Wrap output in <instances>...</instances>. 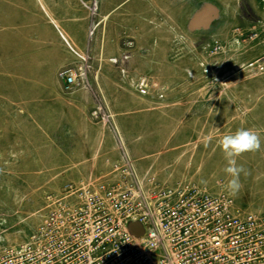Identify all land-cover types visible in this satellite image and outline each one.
Instances as JSON below:
<instances>
[{"label": "rangeland", "instance_id": "rangeland-1", "mask_svg": "<svg viewBox=\"0 0 264 264\" xmlns=\"http://www.w3.org/2000/svg\"><path fill=\"white\" fill-rule=\"evenodd\" d=\"M144 1L0 0V244L27 239L49 195L101 193L130 179L127 166L144 192L195 183L240 214L264 212V0H215L208 27L190 31L154 0L142 54L130 9ZM240 128L262 147L238 158L247 175L233 194L219 141ZM95 140L92 152L117 158L74 168Z\"/></svg>", "mask_w": 264, "mask_h": 264}, {"label": "built area", "instance_id": "built-area-1", "mask_svg": "<svg viewBox=\"0 0 264 264\" xmlns=\"http://www.w3.org/2000/svg\"><path fill=\"white\" fill-rule=\"evenodd\" d=\"M75 84L69 73L66 88ZM121 172L130 179L101 193L49 195L48 213L27 239L0 244V264H264V212L240 214L228 195L195 183L144 192L130 166Z\"/></svg>", "mask_w": 264, "mask_h": 264}, {"label": "crops", "instance_id": "crops-1", "mask_svg": "<svg viewBox=\"0 0 264 264\" xmlns=\"http://www.w3.org/2000/svg\"><path fill=\"white\" fill-rule=\"evenodd\" d=\"M173 1L166 0L167 6H168V7H166L167 13L169 11V13L175 14L174 19L178 20V21H179L178 15L182 14L181 22L183 23V28L187 31L188 30L190 31V29H193V28H196V29H199L200 27L203 28L202 25H204L203 23L205 22L204 21L205 18H203L204 22H202V19H197L195 21H193V19H192L193 16L197 12H199L200 7H202L204 4L213 5L216 7L215 0H179V1L173 0ZM155 3L156 2L154 0H145L143 7H140V6H134L133 7L132 6L130 9L132 11V13L134 14V18L136 21V24L134 27L135 31L133 33L135 36L134 51H138L142 54L145 53V51L147 49V46L145 44L147 42L146 36H148L150 38L149 32L152 29V27L146 22V19L149 17L148 15L156 12V8L153 9V5H155ZM176 5L178 7H176ZM140 8H143V9H140ZM206 12L207 13L205 16L207 17L210 14V10L207 9ZM171 14H168V15H171ZM144 18H145V20H144ZM172 20H173V17H172ZM210 22H211V20L207 21L206 27H208ZM178 27H180V26H178ZM142 37H144V42H140V40H139V38H142ZM132 59H134V58H132ZM132 59L129 61L130 64L133 62ZM144 62H147V61L144 59ZM98 141L97 140L91 141L94 143V147L92 145L90 146V148H88V145H87V147H85L86 148L85 156H82V158H85L87 160H84V159L79 160L80 161L79 164L73 165L74 168H77L81 172H84L86 170V168H88V167L92 168L93 165L95 166L96 164L100 165V167L104 168V167H106V165L104 164V160H103L104 157L109 156V157H112L113 159L117 158L118 154L114 150V147H112L111 149H110V147H107V148L104 147L102 150L106 151L105 152L106 155H102V157H99L98 155H96L95 152H97L98 150L95 151V149H97L99 147ZM92 150H94L95 152L94 151L92 152ZM107 152L109 153L108 155H107ZM92 154H93V156H92ZM98 158H99V160H98Z\"/></svg>", "mask_w": 264, "mask_h": 264}, {"label": "clouds", "instance_id": "clouds-1", "mask_svg": "<svg viewBox=\"0 0 264 264\" xmlns=\"http://www.w3.org/2000/svg\"><path fill=\"white\" fill-rule=\"evenodd\" d=\"M219 146L227 161L224 172L231 177L227 189L235 194L241 187V174L247 175L244 167L239 165L237 160L244 153L259 151L262 147L261 137L254 129L240 128L233 133L224 135L219 141Z\"/></svg>", "mask_w": 264, "mask_h": 264}, {"label": "water", "instance_id": "water-1", "mask_svg": "<svg viewBox=\"0 0 264 264\" xmlns=\"http://www.w3.org/2000/svg\"><path fill=\"white\" fill-rule=\"evenodd\" d=\"M207 9L208 10H210V14H214V13H216V9H215V6H213V5H208V4H204L203 6H202V8L201 9H199V12H197L194 16H193V21H195V20H197V19H203V17H206L205 15H206V11H207ZM208 15V14H207ZM209 16L210 15H208L206 18H205V22H206V20L207 19H209ZM208 21V20H207ZM204 22V23H205ZM207 23V22H206ZM131 228V230L136 234V235H139V234H141L142 233V227H141V225L139 224V223H133V224H130L129 225Z\"/></svg>", "mask_w": 264, "mask_h": 264}]
</instances>
